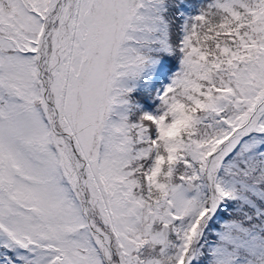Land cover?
I'll list each match as a JSON object with an SVG mask.
<instances>
[{"label": "snow or ice", "instance_id": "6c2138e0", "mask_svg": "<svg viewBox=\"0 0 264 264\" xmlns=\"http://www.w3.org/2000/svg\"><path fill=\"white\" fill-rule=\"evenodd\" d=\"M0 264H264V0H0Z\"/></svg>", "mask_w": 264, "mask_h": 264}]
</instances>
